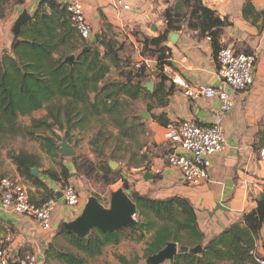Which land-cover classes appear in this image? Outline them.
Wrapping results in <instances>:
<instances>
[{
  "label": "trees",
  "instance_id": "16d2710c",
  "mask_svg": "<svg viewBox=\"0 0 264 264\" xmlns=\"http://www.w3.org/2000/svg\"><path fill=\"white\" fill-rule=\"evenodd\" d=\"M251 1L246 0L244 4L243 18L248 20L253 17V22L264 18L263 12L254 10ZM23 2L0 0V21L10 4L21 5ZM184 2L189 18L187 29L197 32L198 37L209 39L216 61L218 52L223 49L221 35L230 26L228 20L218 17L215 11L203 5L202 0ZM170 14V9L163 14L166 24L164 33L144 41V49L151 48L155 51L152 55L156 56L157 83L153 92L149 93L143 88L147 78L144 69L128 73L124 81L106 80L110 66L121 69L119 51L122 44L107 39L105 32L95 35L92 42L81 44L70 25L65 5L55 0H38L30 20L20 26L16 37H12L9 51H0V137L21 136L35 140L44 154L55 159L60 154L59 134L67 139L71 131L84 129L91 118L110 117L118 131L117 137L113 135L115 140L131 141L132 131L139 119L121 117L122 106L125 108L129 102L147 97L163 107L166 106L167 93L172 92L170 87L167 88L168 79L162 73L164 66L171 67L169 50L162 44L171 32L180 28L170 22ZM70 56L74 57L71 64L66 61ZM41 110L46 111L43 118L32 120L27 128L19 125L21 117ZM154 118L161 126L166 125L162 117ZM38 131L48 132L49 135L42 136ZM101 136L99 131L91 144L97 146ZM261 149H264V132L260 134L255 148L258 151ZM109 157L118 160L113 155ZM11 159L19 175L36 190H42L41 202L57 196V192L48 187V181L67 185L70 179L65 165H61L60 173L48 169L32 176L31 171L40 167L39 159L27 152L20 151L11 155ZM108 168L103 165L100 169L101 181L114 184L117 172ZM122 178L124 189L129 190L130 185L120 176ZM135 205L138 220L132 227L113 232L92 229L86 236L61 227L47 245L44 263L53 260L62 264H87V260L99 257L106 246H116L129 238L135 242L145 241L143 260L146 264H150L149 259L169 243L188 249L187 252H178L169 264H255V244L264 226V192L256 199L255 207L239 222L207 241L198 226L195 209L187 199H151L138 195ZM57 241H63L72 251L60 248ZM197 247H200L199 252L193 253L192 250ZM117 260L121 264H129L122 257H117Z\"/></svg>",
  "mask_w": 264,
  "mask_h": 264
},
{
  "label": "crops",
  "instance_id": "0c3cea01",
  "mask_svg": "<svg viewBox=\"0 0 264 264\" xmlns=\"http://www.w3.org/2000/svg\"><path fill=\"white\" fill-rule=\"evenodd\" d=\"M55 1L64 3L66 0ZM127 1L131 5V11L117 12L112 7L111 0H83L84 14L93 29H96L100 22L103 23L100 21L101 15L102 20H106V24L110 28L114 27L123 31L128 41L134 46V53L125 52L126 56H131V58H127L132 60L131 64H135L141 59H148L140 56L142 45L137 41V38L142 36L146 39L156 38L164 33L166 24L159 12L154 11L151 1ZM202 2L204 6L215 11L218 17L226 18L229 22L230 26L224 29L220 38V45L223 48L257 55L258 61L253 85L248 91L231 93L235 107L223 118L226 150L224 153L212 157L208 182L194 188L184 186L179 172L167 165L168 145L163 138L164 127L154 117H162L166 124L172 121L190 120L207 125L212 122L218 111L219 105L216 100L203 97L197 100L186 98L182 90L171 83V78L174 75L181 77L192 86H211L215 89L226 87L217 76L218 67L212 55L209 39L198 37L197 32L184 27L176 32H171L170 34H177L176 43L169 41V34L167 41L162 44L169 50L168 61L171 63V67H164L162 73L168 79L167 88L170 87L172 92L167 93L166 106L163 107L156 105L155 100L151 101L147 97L138 99L142 105V111L137 122L145 124L149 131L148 145L154 147L148 149L150 153H146L148 159L144 158L140 166L132 169L136 173L141 172V174H134L131 180L133 181L132 187H135L136 193L140 196H147L151 199L171 197L187 199L195 209L198 226L207 241L228 226L239 222L244 214L255 207L256 199L264 192V161L260 157V153L264 149L255 150L260 134L264 132V18L255 22H253V17L248 20L244 19L242 10L246 0H227L226 2L202 0ZM37 3L38 0L30 1V15L36 9ZM251 3L256 12L264 13V0H252ZM94 36L95 34L92 32L89 42L93 41ZM11 40L12 38L7 45L0 42V50L8 52ZM120 59L121 62L126 61L122 57ZM150 61L155 66V60L150 59ZM125 65L127 66V64ZM153 72L155 70L151 72L145 70L147 78L144 80L143 86L149 81V78L153 80L155 77ZM155 82L156 78L153 82L154 85ZM145 113L149 116L148 120L142 118ZM32 115L33 113L28 117L33 119ZM145 150L146 148L140 151V154L145 156ZM21 151L32 154L27 149ZM19 152L0 156V180L4 177L19 179L29 189L31 201L41 203L42 190H36L25 181L19 175L16 165L11 159V155ZM149 162H152L150 171H144L142 165L149 164ZM66 167L70 173L68 183H73L76 189L77 187L81 189L82 183L74 175V167L69 165ZM147 173L153 178L145 180L144 176ZM139 178L141 181L135 182ZM48 187L57 193L61 189L58 183L49 181ZM79 196V203L74 208H68L63 200H58L50 231H43L30 218L11 213L0 207V240L7 233L13 235V242L8 245L10 257L15 260L25 253H33L38 258V264H45L44 253L52 237L65 224L77 219L89 200L83 194H79ZM218 205H221L223 210L217 209ZM137 243L144 251L145 241ZM254 253L259 257H264V226L256 241ZM102 255H105L107 264H118L117 257L127 258V251L121 242L116 246H106ZM166 264L169 262L167 261Z\"/></svg>",
  "mask_w": 264,
  "mask_h": 264
},
{
  "label": "built area",
  "instance_id": "2783aa9c",
  "mask_svg": "<svg viewBox=\"0 0 264 264\" xmlns=\"http://www.w3.org/2000/svg\"><path fill=\"white\" fill-rule=\"evenodd\" d=\"M62 4L65 5L70 25L79 39L88 42L92 30L84 14L83 0H66ZM111 5L117 12L131 11V5L127 0H111ZM257 61L258 57L255 53L245 54L230 48L221 49L216 56V64L217 76L226 87L222 89L203 85L192 86L177 75L171 78V83L179 87L189 100L203 97L216 100L219 105L210 124L201 125L195 121L180 120L169 122L164 126L163 138L168 145L167 165L179 172L181 181L185 185L199 187L208 182L212 157L226 150L223 118L235 107L231 93L245 92L252 87ZM133 67L147 72L155 70L153 62L148 59L139 60ZM260 157L264 161V150L261 151ZM58 193H61V200L66 207L74 208L78 205L80 196L72 185H64ZM57 202V198L53 197L41 203H34L31 201L29 189L19 179L4 177L0 180V207L34 220L43 231L51 230ZM132 219L136 223L137 214ZM12 242L11 233H7L0 240V264H38V258L33 253H25L15 260L12 259L8 250V245ZM254 262L264 264V257L255 255Z\"/></svg>",
  "mask_w": 264,
  "mask_h": 264
},
{
  "label": "rangeland",
  "instance_id": "374dc122",
  "mask_svg": "<svg viewBox=\"0 0 264 264\" xmlns=\"http://www.w3.org/2000/svg\"><path fill=\"white\" fill-rule=\"evenodd\" d=\"M30 1L35 0H24L23 4L16 5L14 3L10 4L7 7L6 14L3 20L0 21V42L8 44V41L12 38V30L15 25V22L22 11H26L29 14V5ZM152 2L154 11H158L159 15L163 18V14L166 9L171 10L170 14V22L175 26L181 28H187L188 24V16L187 9L184 0H149ZM100 21L103 23L99 24L96 29H92V32L95 35H100L102 32L106 33L107 39H113L118 42V45L122 44V50L119 51V57L126 59V61L121 62L120 70L116 69V67L110 66V71L106 76L107 81H124L125 75L128 77V73H133L136 69L131 64L132 60H128L127 57L131 58V56H126L125 52L134 53V46L128 41L126 34L123 31H120L116 28H110L108 24H106V20H102L100 15ZM109 26V28L107 27ZM149 26V25H148ZM91 27V26H90ZM129 33V32H126ZM137 35V34H136ZM142 36V35H141ZM146 38L144 36L138 37L137 41L141 43V51L139 52L141 57L148 58L149 60L154 59L156 62V56L152 54L155 52L154 50H150L151 48L147 47L144 49V41ZM7 42V43H6ZM84 41H81V44ZM118 45L115 48H118ZM82 46V45H81ZM78 47V49L81 48ZM101 53H103V49L99 46ZM1 49V48H0ZM143 49V52H142ZM1 51V50H0ZM127 64V66L125 65ZM127 68V69H126ZM129 69V70H128ZM132 69V70H131ZM122 72V73H121ZM156 74V64H155V72ZM122 75V76H121ZM155 78L151 80L149 78V82H154ZM157 83V82H156ZM142 111V105L139 100L129 102L125 108L122 106V115L121 117H126L127 119L131 118H139V114ZM46 115L45 110L37 111L33 113V119L30 117H21L19 119V125L23 128H27L31 125L32 120H39ZM135 128L132 131L131 141H120L117 142L115 138L118 136V131L113 124V120L110 117H102V118H91L89 123L85 124V128L82 130H73L69 133V136L64 138L63 134H59L61 141L66 139L67 143L74 148V156L73 157H62L59 154V158L52 159L44 154L40 150L39 143L37 141L29 139L27 137H0V156L2 154H14L15 152L27 149L33 155H36L39 159V172L40 174L44 170H53L56 173H60L61 165H69L73 167L75 165V173L74 175L80 179L82 186L77 189L71 183L78 194H83L88 197V199L94 198L105 208L109 207L110 195L113 192H116L119 189L124 190V192L128 193L129 191L137 192L135 187H132V177L134 174H141V172L136 173L134 168L140 166L141 162L148 159L146 153L150 154L148 149L154 147L153 145H148L149 131L146 128L145 124H141L140 122H136ZM101 131L102 136L99 141V144L92 145L91 142L96 138L97 134ZM38 134L42 136L49 135L48 132L38 131ZM111 135V136H109ZM113 135H116L114 138ZM61 142L58 143V145ZM146 148L144 155L140 154V151ZM60 149V148H59ZM103 152H102V151ZM41 153H40V152ZM39 152V153H38ZM113 155L114 158L118 160H112L109 156ZM109 162H114L118 164L116 169L112 172H117L116 178L117 180L114 184H105L101 181L102 174L100 169L102 166L106 165L108 167ZM151 163L143 164L144 171H150ZM109 169V168H108ZM120 176L124 177L127 184L130 185L129 190L124 189V180L120 179ZM141 181V178L135 180V182ZM59 186H64L62 182L58 183ZM69 184V183H68ZM182 184L185 185L183 182ZM189 187V186H187ZM194 188V187H192ZM126 234V232H125ZM56 244L66 250L72 251L70 247H68L63 241H57ZM122 246L127 251V258H124L129 264H146V261L143 260V249L139 243L130 240L129 238L122 241ZM74 252V251H73ZM105 255H100L95 259L87 260V264H107ZM118 264H121L118 260L116 261ZM47 264H62L57 261L49 260ZM162 264H166V261Z\"/></svg>",
  "mask_w": 264,
  "mask_h": 264
},
{
  "label": "water",
  "instance_id": "95a60500",
  "mask_svg": "<svg viewBox=\"0 0 264 264\" xmlns=\"http://www.w3.org/2000/svg\"><path fill=\"white\" fill-rule=\"evenodd\" d=\"M31 16L25 10L17 18L12 30L14 37L18 35V31L21 25L28 22ZM169 41L176 43L177 34L172 33L168 37ZM73 56H70L66 61L71 64L73 62ZM147 92H152L154 83L149 82L143 86ZM142 118L148 120L147 113L142 115ZM60 148V155L62 157H73L75 152L73 146L69 145L66 139H63L58 145ZM118 164L109 162L108 167L111 171H114ZM38 168H34L31 171L32 176L38 175ZM153 176L147 173L144 176L145 180L152 179ZM57 200L61 199V193H57ZM138 198V194L133 191L128 193L119 189L116 192L111 193L109 200V207L105 208L96 199L91 198L88 200L81 215L73 222L64 225L67 231L73 232L76 235L86 236L92 229H98L102 232H113L123 227H132L135 221L132 219L136 214L135 200ZM217 209H222L221 205L217 206ZM187 248L178 247L174 243H169L163 250L149 259L150 264H162L163 262H169L178 252H187ZM200 247L193 249V253L199 252Z\"/></svg>",
  "mask_w": 264,
  "mask_h": 264
}]
</instances>
